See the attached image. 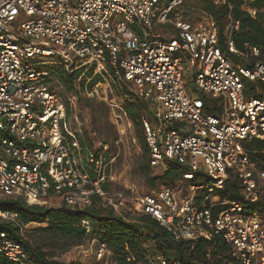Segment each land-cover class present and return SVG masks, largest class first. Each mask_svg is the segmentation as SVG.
<instances>
[{
  "label": "built area",
  "instance_id": "obj_1",
  "mask_svg": "<svg viewBox=\"0 0 264 264\" xmlns=\"http://www.w3.org/2000/svg\"><path fill=\"white\" fill-rule=\"evenodd\" d=\"M253 1L242 0V7L256 16ZM183 2L0 0V195H21L29 204H51L60 197L82 206L98 195L121 215L119 208L132 202L177 240L221 234L237 264H264V214L245 207L259 200L264 183V169L245 147L264 138L261 48L236 46L232 31L240 20L230 16L228 50L223 49L219 25L211 18L196 23L172 18ZM39 57L50 61L37 66L31 60ZM54 62L70 72L92 68L102 79L113 71L115 82L125 81L146 100L154 116L153 122L143 117L151 165L161 171L181 165L185 172L178 180L187 183V191L164 185L138 194L131 187L136 194L128 197L105 188L110 152L97 156L78 137L82 129L72 127L65 100L48 81V65ZM190 67L202 93L189 86ZM107 87L113 91L109 81ZM123 94L130 99L128 91ZM206 97L214 99L217 112L208 109ZM109 103L118 118L129 121L122 105L114 98ZM231 171L241 180L243 200L220 196ZM96 244L101 264H118L105 241ZM0 256L5 264H27L22 241L6 231H0ZM137 264L173 263L151 251Z\"/></svg>",
  "mask_w": 264,
  "mask_h": 264
},
{
  "label": "trees",
  "instance_id": "obj_2",
  "mask_svg": "<svg viewBox=\"0 0 264 264\" xmlns=\"http://www.w3.org/2000/svg\"><path fill=\"white\" fill-rule=\"evenodd\" d=\"M183 4L200 8L219 25L220 44L225 50H228L225 33L230 16L239 19V28L232 31L236 46L240 50H246L245 43L259 46L261 55L258 58L264 59V0L252 2L259 10L256 16H252L242 7V0H228L220 4L214 0H190V3L185 0ZM235 59L238 62L249 63L242 57L235 56ZM48 69L49 82L53 78L64 86L65 92L75 95L82 94L86 88L92 90L103 80L100 75L93 74L92 68L88 70L79 68L70 72L64 64L54 62L48 65ZM111 75L114 76L113 71ZM115 86L118 91L122 93L128 91L131 94L130 99L127 98L124 104V109L130 123L136 127L139 142L149 153V160L143 167V172L150 185H156L158 180L175 184L185 172L181 165L173 163L164 171L156 168L158 171L156 175H152L150 170V150L146 141L143 117L147 116L149 121L153 122L154 116L148 102L130 91L128 84L123 80L115 82ZM51 88L54 89V85L51 84ZM208 98H205L208 109L217 112L218 107L214 99L208 102ZM78 137L82 142H86L97 156L101 152H109L108 141L94 147L93 141L86 137L83 131L78 133ZM245 147L252 160L259 168L264 169V138L251 139L245 143ZM105 188L108 189L109 185L106 184ZM220 196L228 200L244 199L241 180L234 171L230 172ZM245 207L250 213L264 214V191L262 190L258 201L246 202ZM0 211L9 214L8 217L0 215V231H6L22 241L28 255L27 264H64L58 259H51L43 245L31 243L25 237L24 230L32 222L40 224L37 229L47 234L50 240H53L50 241L52 244H59L65 249L73 245H83L89 238L105 241L112 249L114 260L118 264H137L139 261L147 260L151 251L165 254L173 264H237L231 258L229 244L221 234L214 233L209 240L205 237L177 240L150 214L138 213L134 217L121 215L98 195H93L92 203L86 206L69 205L65 201L58 205L29 204L21 195H0ZM87 222H90V226ZM129 256L133 258L132 261L127 260ZM6 262V259L0 256V264Z\"/></svg>",
  "mask_w": 264,
  "mask_h": 264
},
{
  "label": "rangeland",
  "instance_id": "obj_3",
  "mask_svg": "<svg viewBox=\"0 0 264 264\" xmlns=\"http://www.w3.org/2000/svg\"><path fill=\"white\" fill-rule=\"evenodd\" d=\"M185 1V0H184ZM190 3V0H188ZM193 3V2H191ZM194 4V3H193ZM181 18L189 20L193 23L210 19V16L197 7H188L182 4L178 10L172 14V18ZM167 29L172 31L173 24L169 22ZM50 61V58L39 57L32 59L37 66H41L40 61ZM49 63V62H47ZM192 70V71H191ZM195 69L189 68V86L196 91L202 93L194 82ZM111 83L113 91L107 87V82ZM103 86L98 87L95 95H89L86 88L80 95L71 94L64 91V86L53 79L50 84L54 85V90L57 91L65 100L68 109V116L71 120L73 128H81L86 137H89L94 147L102 145L103 142H109V152L112 157L109 168L110 182L108 190L110 192L124 191L128 197H131L135 192L131 190L134 187L138 194H144L153 187H160L162 185L171 186L174 189H181L187 191V183L177 180L175 184L167 183L161 180L157 184L151 186L149 179L143 172V167L148 163L149 153L146 152L137 138L136 127L134 124H127L129 121L123 117L118 118L117 109H112L110 101L114 98L119 105L124 107L127 100L126 96L115 86L113 76L108 75L103 79ZM95 87V86H94ZM103 101V103L101 102ZM212 98H208L211 102ZM126 125V132L122 133L121 129ZM150 165L152 175L158 173L156 168ZM264 191V183H263ZM2 196V195H1ZM4 196V195H3ZM63 201V198L50 199L51 205H58ZM136 204L127 202L119 208L120 213L134 217L138 214L135 210ZM2 217H8L7 212L0 211ZM40 224L32 222L27 225L24 230L25 237L34 244L40 243L43 248L49 253L51 259H58L64 264H101L96 256V239L89 238L85 240L83 245H73L67 249L61 247L59 244H52L53 240L44 232L37 229Z\"/></svg>",
  "mask_w": 264,
  "mask_h": 264
}]
</instances>
